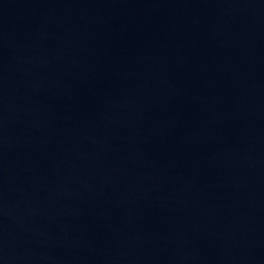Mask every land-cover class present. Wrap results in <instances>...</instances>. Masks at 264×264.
Wrapping results in <instances>:
<instances>
[{
    "label": "water",
    "instance_id": "95a60500",
    "mask_svg": "<svg viewBox=\"0 0 264 264\" xmlns=\"http://www.w3.org/2000/svg\"><path fill=\"white\" fill-rule=\"evenodd\" d=\"M0 264H264V0H0Z\"/></svg>",
    "mask_w": 264,
    "mask_h": 264
}]
</instances>
